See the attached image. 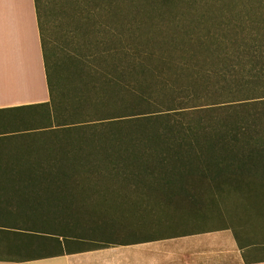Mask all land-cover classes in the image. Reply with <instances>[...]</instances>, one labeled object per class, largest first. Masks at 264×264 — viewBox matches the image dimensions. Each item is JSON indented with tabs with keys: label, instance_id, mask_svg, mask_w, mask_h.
<instances>
[{
	"label": "trees",
	"instance_id": "obj_1",
	"mask_svg": "<svg viewBox=\"0 0 264 264\" xmlns=\"http://www.w3.org/2000/svg\"><path fill=\"white\" fill-rule=\"evenodd\" d=\"M34 2L49 102L20 108L37 116L38 137L0 142V260L165 237L142 236L97 207L143 218L214 206L223 217L230 192L250 201L264 190V0H105L127 39L101 48L103 70L92 67L96 49L65 53L77 77L65 89L64 62L51 52L55 82L49 74L47 3ZM71 2L82 12L91 3ZM76 221L86 239L121 238L67 249ZM234 235L241 248L253 244Z\"/></svg>",
	"mask_w": 264,
	"mask_h": 264
},
{
	"label": "crops",
	"instance_id": "obj_2",
	"mask_svg": "<svg viewBox=\"0 0 264 264\" xmlns=\"http://www.w3.org/2000/svg\"><path fill=\"white\" fill-rule=\"evenodd\" d=\"M49 102L34 0H0V111ZM1 135V134H0ZM230 226L0 264H264Z\"/></svg>",
	"mask_w": 264,
	"mask_h": 264
},
{
	"label": "rangeland",
	"instance_id": "obj_3",
	"mask_svg": "<svg viewBox=\"0 0 264 264\" xmlns=\"http://www.w3.org/2000/svg\"><path fill=\"white\" fill-rule=\"evenodd\" d=\"M45 1L47 3L46 9L49 20L47 24L48 31L46 33L49 44L48 47L50 49L46 54L49 63V74L52 77V81L55 82V71L57 69L54 67L53 61L50 60V52L52 53L54 60H63L65 72L68 73L67 80L66 78L60 79L61 89H65L66 86L71 85L77 80L74 72V62L70 60L69 57H66L67 59H65V53L74 54L77 53L78 49L80 52H82V50L85 51L86 49H96L97 58L96 61L92 63V67L103 70V66L106 65L108 60H102V57L101 59L98 58V55L103 51L102 49H104L109 43L116 44V42L127 39V37L124 36V31L120 32L118 29L122 28L120 26L122 21L120 18L121 15L114 14L112 16L107 3L104 2L105 0H89L91 2L90 5L83 6L85 7L83 12L80 11L82 8H76L75 4L72 5L71 0ZM94 5L98 6L94 8ZM233 6L238 11H241L250 5L233 4ZM90 8L92 9V12L88 13L90 12ZM145 10L147 11V9ZM259 11L260 16L263 15L264 6L261 7ZM140 15H142V18L144 19L143 15L145 14L140 12ZM148 25L150 26L149 21L146 20L144 27L147 28ZM143 31L145 30L143 29ZM134 40L142 42L143 38L142 36H137ZM62 47L63 49L61 50ZM27 113L28 111L25 109L0 111V136H5L0 137L1 143L5 144L12 141L16 144L19 140H31L40 135L37 134L38 132H34V128H36V126H32L34 123H31L32 125L30 124L32 119L37 116L31 114L30 121ZM20 117L24 120L23 122L18 121ZM254 190L255 195L250 201L237 200V197H235L237 196V192H230L231 195L234 196V199H236L228 201L230 204H226V208H224L225 215L223 217L215 214L217 210L214 206L210 207V211L209 209H206V212L201 211L200 213L199 211H190L182 215V213L178 211L176 217L174 215L168 216V212H160L158 216L146 213L142 216L143 218H139L137 212L134 210L127 215V218H125L118 215L119 213L115 210V207L109 209L97 207L96 213L104 216L109 215L119 223L123 222L127 225L135 224V227L131 230H143L144 232H141L142 236L145 234L148 236H166L181 233L183 231L228 225L234 229L238 237L240 236V240L244 241V236H249V240L253 243L251 244L253 248L248 250L249 253L264 257V190ZM248 193L249 192L245 191V195ZM184 215L186 216L184 217ZM152 219L159 220L154 224H150L147 220L151 221ZM141 220L145 221L147 224L149 223V225L144 228L143 226L140 227L138 223ZM76 222L78 224V233L80 234L71 233L75 237L67 241V249L72 250L73 248L88 247L89 245H93L92 243L99 244L98 242H102L103 239L101 238L109 240L111 238L115 239L118 236L117 233H99L95 236L99 239H86L85 236L88 235L85 232L86 228L81 225L82 221ZM127 227L128 228H126L124 232L128 231L130 228L129 226ZM124 236L128 237L130 235L125 234ZM131 236H134V234H131ZM117 238L120 239L121 237L118 236Z\"/></svg>",
	"mask_w": 264,
	"mask_h": 264
}]
</instances>
